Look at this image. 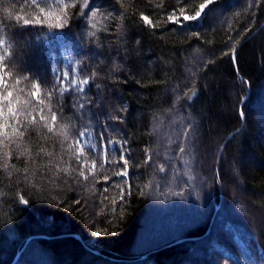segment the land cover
<instances>
[{"label":"trees","instance_id":"obj_1","mask_svg":"<svg viewBox=\"0 0 264 264\" xmlns=\"http://www.w3.org/2000/svg\"><path fill=\"white\" fill-rule=\"evenodd\" d=\"M64 3L57 29L0 0L13 107L29 101L0 135V264H264V0H215L182 25L168 15L205 0H90L94 17ZM81 75L61 94L58 77Z\"/></svg>","mask_w":264,"mask_h":264},{"label":"snow or ice","instance_id":"obj_2","mask_svg":"<svg viewBox=\"0 0 264 264\" xmlns=\"http://www.w3.org/2000/svg\"><path fill=\"white\" fill-rule=\"evenodd\" d=\"M55 2L57 3V5H63V7L61 8V14H56L54 15L51 11L47 10V0H30V3L32 6H34L36 9H38V12L40 14L43 15V19H41L40 15L35 16L34 19L30 20V19H23V24L24 25H29V24H46L49 28H57V29H61L63 27H65L68 24V20L67 19H63V22H61L62 20V16L64 15L66 9L69 7L68 4L64 3V0H55ZM215 2V0H205V3H201L198 6V9L195 12V15H185L184 14V9L181 8L179 9L180 11V15H175V13L168 15L167 17V21L169 23H173V24H178V25H182L183 22H187V21H194L197 20L199 18H201L202 13H204L205 9L213 4ZM45 4L44 7L41 6V4ZM83 7L84 9H87L88 11H91V15L94 17L96 15V11L91 10L90 8V0H83ZM5 11L7 12L8 9H5ZM84 15H87V12L82 13ZM54 16V20L55 22H52V17ZM17 19H21V17H17ZM141 19L144 23L146 24H151V21L149 20V18L147 16H144L143 14H141ZM93 27H95V25H92ZM92 36H95L96 33L95 32H91L89 33ZM6 40L5 39H0V46H5L6 45ZM8 49L7 47H5V55H8ZM5 55H0V72H4V69L6 67V65L3 63L5 60ZM233 60H235V55L233 52V56H232ZM8 73L5 72L4 75H0V87H3L5 90H7V88L9 87V85L6 82L5 76H7ZM65 77L69 76L68 72L64 73ZM93 76H95V73L93 74ZM24 79H27V77H25ZM60 80V89L59 91L61 92V94H63L64 92L68 91L69 87H76L78 85L82 86V85H86L89 83L88 79H83L80 81H77L74 76L72 78H70L68 81H65L63 78H57ZM19 82V81H17ZM35 87L39 88V84L34 85ZM80 91H83V87H80ZM33 96H36L37 93H32ZM49 97L51 96V93H48ZM17 104L20 105V107L14 108L13 107V92L11 91H7V94H3L0 93V120H3L4 123L0 124V135H3L5 138H8V133L6 131L7 128H9L11 125L9 123V118H11V120H15L17 122V124L20 123V121L18 120V117L22 114V109L23 110H27L28 105H29V101L24 100V101H20L19 98H15ZM40 103H43V101H40ZM80 107H83V105H80ZM6 109V110H5ZM49 111L51 112V108L49 107ZM241 117L243 118L244 113L241 111L240 112ZM27 118V117H25ZM40 119L42 121H45L46 123V117L45 116H41ZM51 121L53 122V124H55V122L57 121V115L55 112H51ZM30 123H35V118H33L32 121H30ZM47 126V123H46ZM68 128L69 125L68 124H61L60 125V129L62 134L64 135V139L67 140L68 139ZM52 128H49V131H51ZM18 132V128H12V133L16 134ZM20 135H23V133H19ZM89 135V132L87 129L81 130L78 133V137L76 139V143L79 145L80 144V138L83 137H87ZM101 141H103V133H101ZM0 143H2V141H0ZM109 143H114L113 141H109ZM69 147L71 148V145H69ZM91 147H95L94 145H92ZM102 148L106 149L107 145L103 144L101 145ZM41 151H43V149H41ZM181 151H183V149H181ZM83 152L82 147L77 149V153H75V158L77 161H80V154ZM23 154V153H21ZM121 157L123 158V152L121 153ZM124 165L125 168L127 166V161L124 160ZM87 166V161H85L83 164H81L80 167V171H79V175L83 176L85 179H87V176L85 175L84 172V167ZM95 167V162H92V168ZM63 171L67 172L68 169L65 168L63 169ZM92 169L89 170V174H91ZM120 175H127V171H122L121 173H119ZM20 202L22 203H28L27 200H25L23 197H20ZM96 235H100L99 232L96 233Z\"/></svg>","mask_w":264,"mask_h":264},{"label":"rangeland","instance_id":"obj_3","mask_svg":"<svg viewBox=\"0 0 264 264\" xmlns=\"http://www.w3.org/2000/svg\"><path fill=\"white\" fill-rule=\"evenodd\" d=\"M203 14V13H202ZM202 16V15H201ZM200 19V18H199ZM21 44H22V47L23 46H26L27 44H28V40H25V41H22L21 42ZM0 53H1V50H0ZM25 55H26V53H25ZM20 56H22V55H20ZM20 56H18L19 58H20ZM21 59L23 60V57H21ZM5 70V69H4ZM8 73V75L7 76H5V79H6V82H7V84H9L8 82L10 81V82H12V80H14V78H12V76L10 75V73L9 72H7ZM0 75H4V72H0ZM12 78V79H11ZM83 79H88L89 80V78H85V77H83L82 75H81V80H83ZM90 81V80H89ZM36 85V84H35ZM87 85V84H86ZM10 86L7 88V90H5L3 87H0V93H3V94H7V91H10ZM34 93H37V95L36 96H34L37 100H39V101H43V103H44V92H43V90H42V87L39 85V88H37V87H35L34 86ZM42 97V98H41ZM114 143H111V146L112 147H114V146H116V145H118V141H113ZM80 147H82V149H83V152L80 154L81 156H84L85 155V153L84 152H86L85 150H86V146L84 145V143L83 142H80V144L78 145V148H80ZM121 147V144L119 143V148ZM106 150V149H105ZM108 150H110V149H108ZM83 158V157H82ZM86 159L87 158H84V159H82L83 160V162H85L86 161ZM123 171H125V169L123 170ZM39 252V251H38ZM40 253V252H39ZM57 259V258H56ZM58 260V259H57Z\"/></svg>","mask_w":264,"mask_h":264},{"label":"water","instance_id":"obj_4","mask_svg":"<svg viewBox=\"0 0 264 264\" xmlns=\"http://www.w3.org/2000/svg\"><path fill=\"white\" fill-rule=\"evenodd\" d=\"M235 60H236V56H235ZM248 96H249V95H248ZM248 96H247V97H248ZM247 97H246V98H247ZM243 119H244V116H243ZM230 138H231V136L228 137V139L226 140L225 144L227 143V141H228ZM225 144H224L223 147H222V151L224 150ZM186 239H189V238H182V239H179V240H177L175 243L182 242V241H184V240H186ZM18 257H19V255H18V256L12 261L11 264H15V263L17 262Z\"/></svg>","mask_w":264,"mask_h":264},{"label":"bare ground","instance_id":"obj_5","mask_svg":"<svg viewBox=\"0 0 264 264\" xmlns=\"http://www.w3.org/2000/svg\"><path fill=\"white\" fill-rule=\"evenodd\" d=\"M76 236L79 237L78 235H76ZM30 239H31V238H30ZM18 255L20 256V253H19ZM18 255H17V256H18ZM17 256H16V257H17ZM16 257H15V258H16ZM18 259H19V257H18ZM18 259H17V260H18Z\"/></svg>","mask_w":264,"mask_h":264}]
</instances>
